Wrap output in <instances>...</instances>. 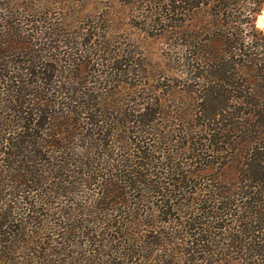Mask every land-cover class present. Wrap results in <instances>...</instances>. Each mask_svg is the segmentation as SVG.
Here are the masks:
<instances>
[{"label":"trees","instance_id":"trees-1","mask_svg":"<svg viewBox=\"0 0 264 264\" xmlns=\"http://www.w3.org/2000/svg\"><path fill=\"white\" fill-rule=\"evenodd\" d=\"M178 1L199 9L215 1L211 5L219 10L233 0ZM71 2L0 1V264H130L133 255L148 264L159 260L152 251L162 249L189 261L227 264L221 257L226 240L236 251L253 250L255 264H264V135L257 134L254 146L252 140L243 144L239 184L233 186L203 164L201 173L217 183L191 190L202 184L196 180L202 174L182 168L189 156L175 160L164 148L159 156L150 153L155 140L172 143L170 117L188 122L178 140L193 157L222 153L217 144H229L223 132L239 129L227 111L230 102L254 103L248 114L261 123L264 94L252 102L221 84L210 85L197 95L190 115L183 109L169 115L155 90H137L130 97L134 104L124 105L127 97L115 89L138 68L136 51L116 47L92 17L88 24L69 23L65 6ZM262 6L259 0L256 10ZM255 13L254 6L229 21L253 25ZM213 41L229 54L211 51L219 57L209 73L233 85L226 66L240 59L230 50H242L246 41L221 34ZM165 154L166 160L158 159ZM164 208L183 218L175 225L180 234L162 237L157 224L163 220L155 215ZM141 226L148 227L143 237ZM222 228L225 233L216 231ZM238 232L244 237L237 243ZM144 237L148 245H142ZM176 263L169 257L160 262Z\"/></svg>","mask_w":264,"mask_h":264},{"label":"rangeland","instance_id":"rangeland-1","mask_svg":"<svg viewBox=\"0 0 264 264\" xmlns=\"http://www.w3.org/2000/svg\"><path fill=\"white\" fill-rule=\"evenodd\" d=\"M71 1L68 6H65V8L68 7L66 10L69 15V23H74L79 19L84 24H88L92 17L94 22L105 26L104 31H99V33L108 35L116 47L126 49L129 47V49L136 51L139 61L138 68L134 66L136 71L130 76H125L123 82L118 83L120 88L116 87L115 89L120 95L127 97V99H123L124 105L132 106L134 103L130 101V97L137 96L138 91L144 94L155 90L156 94L153 95L159 104L164 107L167 106L169 115H174L180 109L185 110L190 115L194 111L193 107L197 106V95L201 94L202 91L206 92L204 89H207L208 86L216 84H221L235 95H247L250 97L248 100L252 99V102H255V100L260 102L258 95L264 94V28L258 20L260 16H264V6L260 10H256L259 0H233L229 2L231 6L226 9L219 8V10L211 5L215 1L209 2V6L203 5L200 9L191 5L183 8L182 3L178 0ZM254 6L256 13L253 25L249 21L238 24L230 23L229 20L237 21L235 16L244 17L241 16L242 13L251 11ZM76 12L80 14L79 18H77L78 14ZM211 21H216L220 25H211ZM77 25L78 23L75 26L77 27ZM235 26H239V30L235 29ZM75 30L78 29L75 28ZM219 34L225 35L229 39H241L243 37L246 41L242 50L239 51L233 47L230 50L234 53L233 59H240L238 64L229 63L230 67L226 66V75L230 78L235 77L232 79L233 85L230 86L219 82L216 77L209 73L214 61L218 62L219 57L216 53L212 54L211 51L215 50V52L224 53L226 56L229 54L228 50L224 51V46L213 41V38ZM241 54H248L250 57L256 58L257 61L249 62L245 55ZM241 63L245 64L242 65ZM244 65H248V70L243 68ZM93 74V72L88 73V77ZM132 91H135V95H132ZM243 100L245 98H235L227 108L228 112L234 114V116L229 115L228 117L233 116V121L239 125V129L223 132L224 138L228 135L229 144H217L216 148L222 147V153H217L214 150L207 152L205 155L193 157L192 150L187 146H183L182 141L178 140L179 137H182L181 129L188 122L179 120L177 117L176 119L170 117L166 120V124L173 127L174 132H170L173 144L169 142L163 144L155 140L151 144L150 153L159 156L161 154L159 151L164 148L168 150L166 154L175 160L184 161L186 156H192V158H187V165H183L182 168L186 167L188 169L189 167L196 170L195 173L198 171L201 173L200 168L203 167V164H211L215 167L214 175H217L224 182L227 181V186H233L235 183L236 185L239 184L236 176L240 173L239 170L244 158H239L238 154L239 152L242 153L243 144L252 140L250 144L254 146L253 142H255V137H258L257 134L264 135V121L259 123L252 116V113L248 114L249 109L254 108V103L246 104L243 103ZM236 110L238 112H234ZM211 127L214 126L211 125ZM202 134L200 133L198 136ZM204 142L205 140L202 139V143ZM166 154L163 158L158 159L166 160ZM217 166L221 168L216 169ZM201 174L196 180L202 184H195L191 187V190L217 183L216 180L210 183L207 174ZM214 178L216 177L214 176ZM165 211H168L167 208L162 209L159 215H155V220H163L157 224L158 227L160 226V230L163 231L162 237L167 236L166 233L171 236L180 234L181 230L175 225L180 223L181 220L184 221L183 218H178L181 215H177L173 211L168 213H165ZM226 211L232 212V210ZM137 228L141 231L142 237L147 234L142 230V228L148 229L147 226ZM223 230L222 228L216 231L220 233L224 232ZM225 230L229 231L228 229ZM213 234L215 235V233ZM237 235L238 243V240L244 236L239 232ZM141 240L142 245L143 243L148 245L145 237ZM217 244L220 245V241ZM227 244H230L227 240L221 244L223 251L227 252L226 255L221 257L229 260L227 264H255V252L253 250L249 251L244 247H237L236 251V247L228 248L226 247ZM211 245H214V242ZM131 249H133L132 246ZM163 250L152 251V253H156L159 260H151L148 264H160L168 257L169 261H178L176 264H208L213 261L212 259L208 262L189 261L186 260L188 257L179 258V255L176 256L173 251L164 252ZM223 251L220 249V252ZM146 252L148 251L145 250L144 253ZM137 257L139 256L133 255L130 264H141L142 260ZM221 263L226 264V262H214V264Z\"/></svg>","mask_w":264,"mask_h":264},{"label":"water","instance_id":"water-1","mask_svg":"<svg viewBox=\"0 0 264 264\" xmlns=\"http://www.w3.org/2000/svg\"><path fill=\"white\" fill-rule=\"evenodd\" d=\"M261 21H264V16H260ZM263 28H264V23L262 24Z\"/></svg>","mask_w":264,"mask_h":264},{"label":"bare ground","instance_id":"bare-ground-1","mask_svg":"<svg viewBox=\"0 0 264 264\" xmlns=\"http://www.w3.org/2000/svg\"><path fill=\"white\" fill-rule=\"evenodd\" d=\"M258 22H259V24H263L264 23V21H261L260 18H259Z\"/></svg>","mask_w":264,"mask_h":264}]
</instances>
